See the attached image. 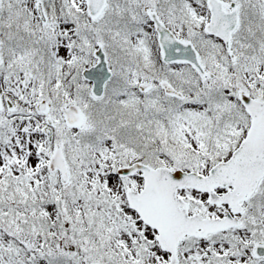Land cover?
I'll return each instance as SVG.
<instances>
[{
	"label": "snow or ice",
	"instance_id": "snow-or-ice-1",
	"mask_svg": "<svg viewBox=\"0 0 264 264\" xmlns=\"http://www.w3.org/2000/svg\"><path fill=\"white\" fill-rule=\"evenodd\" d=\"M0 264H264V0H0Z\"/></svg>",
	"mask_w": 264,
	"mask_h": 264
}]
</instances>
